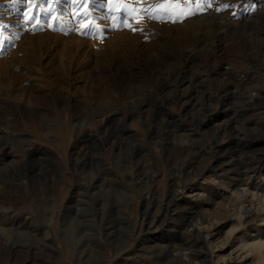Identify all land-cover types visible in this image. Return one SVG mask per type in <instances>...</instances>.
<instances>
[{
    "label": "rangeland",
    "instance_id": "rangeland-1",
    "mask_svg": "<svg viewBox=\"0 0 264 264\" xmlns=\"http://www.w3.org/2000/svg\"><path fill=\"white\" fill-rule=\"evenodd\" d=\"M155 2L0 0V264H264V0Z\"/></svg>",
    "mask_w": 264,
    "mask_h": 264
},
{
    "label": "snow or ice",
    "instance_id": "snow-or-ice-1",
    "mask_svg": "<svg viewBox=\"0 0 264 264\" xmlns=\"http://www.w3.org/2000/svg\"><path fill=\"white\" fill-rule=\"evenodd\" d=\"M125 2V0H109V3H123ZM136 2H139V0H136ZM217 2V0H156L155 4L151 5V7L155 8V7H159L162 5H167L169 6L168 8H164L163 11L165 13H168L171 6L173 5H188V4H196L198 5L195 8H192L191 10L187 11L186 13H178L177 14V18H179V16L181 14H185V15H192L195 12H200L203 11L207 8H211L213 4H215ZM8 3L11 5H17V4H21V3H27L29 5H33L35 6L37 3V0H8ZM234 7V5H230V4H223L222 8L227 9V8H231ZM217 11H220V8L216 9ZM149 18H157L155 16H150ZM159 18H163V17H159ZM169 18H171V16H169ZM33 17L29 16L28 20H32ZM137 23H140V21H137ZM7 27L6 25L0 24V30H2L3 28ZM129 28H131V25H128ZM135 30V29H133Z\"/></svg>",
    "mask_w": 264,
    "mask_h": 264
},
{
    "label": "bare ground",
    "instance_id": "bare-ground-1",
    "mask_svg": "<svg viewBox=\"0 0 264 264\" xmlns=\"http://www.w3.org/2000/svg\"><path fill=\"white\" fill-rule=\"evenodd\" d=\"M219 23H220V22H219ZM16 66H17V65H16ZM14 68H15V67H14ZM9 69H10V68H9ZM11 69H12V68H11ZM9 73H10V72H9ZM9 73H8V74H9ZM12 74H13V73H12ZM21 101H22V100H21ZM4 128H5V127H4ZM74 161H75V160H74ZM174 195H175V194H174ZM174 195L171 194V197H174ZM57 222H58V221H57ZM247 245H248V244H247ZM245 246H246V245H245ZM249 246H250V245H249ZM251 246H253V247L256 246V243H253V245H251ZM259 246H260V245H259ZM13 247H14V246H13ZM256 247H257V246H256ZM247 248H248V247H247Z\"/></svg>",
    "mask_w": 264,
    "mask_h": 264
}]
</instances>
